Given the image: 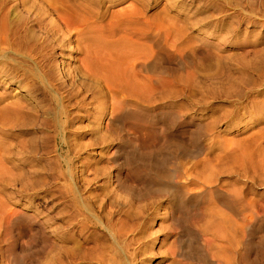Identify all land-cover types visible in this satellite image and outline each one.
<instances>
[{
    "label": "rangeland",
    "instance_id": "obj_1",
    "mask_svg": "<svg viewBox=\"0 0 264 264\" xmlns=\"http://www.w3.org/2000/svg\"><path fill=\"white\" fill-rule=\"evenodd\" d=\"M50 1H55L58 9L49 11L52 26L50 17L40 10L50 8L49 0H0V15L11 18L6 39L18 52H9L16 59L9 63L23 61L16 62L22 67L14 72L13 80L0 78V107L18 102L1 120L3 154L13 175L0 182V264H10L9 240L5 238L10 223L19 241L18 250L29 247L28 239L34 236L38 242L50 238L53 253L58 252L62 209L68 223V201L62 203L60 198V164L85 187L86 195L97 190V206L108 200L110 190L119 189L115 160L137 147L126 143L123 133L103 118L112 115L114 96L126 101L136 97L103 82L96 84L84 74L80 59L90 45L100 48L103 44L105 50L112 44L128 52L148 47L153 45L151 33L154 63L159 64L154 71L157 82L154 94L140 100L149 114H143L136 125L132 119L124 120V133L143 142L147 140L144 123L154 119L158 123L154 130L160 135L156 147L167 145L169 131L186 143L188 153H201L187 164L189 179L175 181L195 193L204 186L205 177L213 178L216 188L230 195L239 192L244 203L259 211L260 217L252 222L249 215H236L211 194L198 206L195 200L189 205L190 227L202 248L219 252L221 264H228L227 260L247 264L242 258L243 242L264 236V172L260 174L256 166L264 153V0ZM61 15L67 17L65 33L54 27L62 25ZM112 28L128 31L125 36L106 37ZM0 48L5 53L10 50ZM57 94L68 107L58 128L50 112L56 107L53 97ZM127 127L136 133H128ZM163 127H168L165 134L160 132ZM227 142L246 154L250 167H232L233 159L226 158L230 150ZM137 152L139 157L144 153L141 148ZM69 155L74 161L65 164ZM187 157L178 158L182 166ZM197 159L209 160L211 166L195 165ZM235 160L246 166L242 156ZM122 173H128L126 167ZM168 199L154 193L140 201V235L147 242L157 234L161 241L148 245L160 252V258L178 235L170 229L173 203ZM213 201L232 214L230 234L211 235L203 230L206 208L213 206ZM245 223L253 224L251 230ZM251 256L257 264H264L263 257L254 252ZM160 258L154 262L153 256L150 264H166Z\"/></svg>",
    "mask_w": 264,
    "mask_h": 264
},
{
    "label": "bare ground",
    "instance_id": "obj_2",
    "mask_svg": "<svg viewBox=\"0 0 264 264\" xmlns=\"http://www.w3.org/2000/svg\"><path fill=\"white\" fill-rule=\"evenodd\" d=\"M48 5L50 8L40 7V10L42 14L50 17L49 22L52 26L54 20L49 11L54 13L55 11L58 12V9L55 7V1L49 0ZM10 21L9 15H5V13L0 15V46L10 49L7 53L0 50V61H5L0 65V78L13 80L14 72L22 67L18 63H23V61L17 60L14 63H9V60H16L8 55L9 52L18 53L13 48L12 43L6 39L9 37L7 26ZM66 21L67 17L61 15L59 22L62 25L59 26L56 23L54 27H59V30L65 33ZM127 31L126 29L112 28L106 37H116L121 33H124L123 36H125ZM151 34L153 45L148 47L140 46L128 52L112 44L105 50L101 49L103 44L100 48L101 45H90L86 47L84 55L80 59L81 67L85 69L84 74H87L88 78L96 84L103 82L105 86L118 87L117 91L121 89L136 97L126 101L116 99L114 96L112 115L103 118L113 128L116 127L120 133H123L126 143L134 144L137 147V150L119 155L115 160L118 165L116 181L119 189L110 190L109 192L112 194L108 196V200H102L97 206L94 201L98 197L97 190H94V194L86 195L85 187H80L70 172H66L64 165L60 164V198L62 203L65 200L68 201V223L65 224L66 211L62 209L58 252L53 253L55 247L50 238L43 237L38 242L34 236L28 239L29 247H21V250H18L19 241L14 235V226L10 223L5 230V238L9 240L8 259L10 264H150L152 261L149 260L153 256L155 262L160 258L157 256V253L160 252L153 251L148 243L152 245L156 240L160 242L161 239H158L157 234H155L153 238L145 242L139 230L140 215L142 214L140 201L151 197L154 193L167 195L168 200L173 203L170 229L176 230L178 235L175 237V242H172L165 250L163 258H160V261L166 262V264H221L218 260L221 254L217 251H205L200 244L202 243L200 238L195 236L191 230L189 205L192 201H197L198 206L199 202L207 200L206 196L211 194L217 198L222 206L236 215H249L252 222L260 217L259 211L251 203L243 202L239 192L230 195L228 192L216 188L213 184L215 180L213 178L205 177L204 186H199L201 190L195 193L175 181L176 178L189 179L187 164L189 161L199 158L201 153L195 151L192 154L188 153L189 149L186 143L175 138L176 136L169 131L165 137L170 139L167 145L156 147L154 142L160 135L159 131L154 130V126L158 124L155 123L154 119H147L148 121L144 123L146 127L143 134L147 136V140L145 139L143 142L135 139V137L134 139L128 138V134L124 133L126 130V126L122 124L124 120L132 119L136 125L138 120L144 116L143 114H149L140 105V100L154 94V87L157 82L154 71L159 68V64L154 63L156 53L154 52V34ZM146 37L151 38V35L147 33ZM53 98L56 107L50 112L54 115L53 120L58 128L63 125L68 107L62 95L57 94ZM15 105H18L17 101L5 103L0 107V117H2L0 118V182L10 180L7 177L13 175L12 168L7 164L8 157L3 154L4 140L2 134L4 127L1 125V120L5 118L12 107L11 111L14 110ZM118 114H121L119 116L122 117V121H120L119 116L117 117ZM167 129L168 127H163L160 132L163 131L165 134ZM127 132L136 133L131 127L127 129ZM226 144H230L229 154L226 158L233 159L232 167L236 165L242 166L243 169L250 167L246 154L239 152L236 147L231 148L230 142ZM140 148L144 153H140L142 156L139 157L135 154L139 153L137 151ZM161 148L164 152L160 151ZM186 155L188 157L183 161L182 166L178 158ZM238 155L243 157L246 166L242 164V161L235 160ZM73 161L71 155L64 158L65 164H70ZM198 163L203 164L204 167L211 166V162L206 159H197L194 162L195 165ZM256 166L262 174L264 172V153H262L261 163L257 161ZM124 167L127 168V174L122 173ZM110 200L111 203L108 206L110 210L107 212L106 209ZM2 201L3 199H0V202ZM213 203V206L206 208L204 217L207 224L203 230L211 235L230 234V225H233L232 214L215 201ZM252 225L245 223L248 230H251L249 228ZM70 243L72 244L69 245ZM243 246L242 258L245 263L257 264L256 258L251 256V252H254L255 256L264 258V236L258 241L251 238L247 239L243 242ZM227 262L230 264L229 260Z\"/></svg>",
    "mask_w": 264,
    "mask_h": 264
}]
</instances>
